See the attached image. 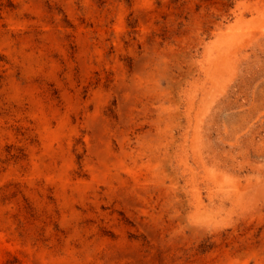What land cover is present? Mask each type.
<instances>
[{
    "label": "rangeland",
    "instance_id": "1",
    "mask_svg": "<svg viewBox=\"0 0 264 264\" xmlns=\"http://www.w3.org/2000/svg\"><path fill=\"white\" fill-rule=\"evenodd\" d=\"M0 264H264V0H0Z\"/></svg>",
    "mask_w": 264,
    "mask_h": 264
}]
</instances>
